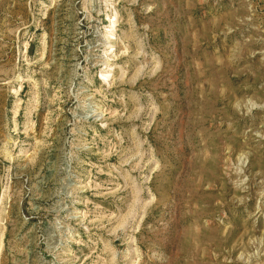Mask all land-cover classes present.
I'll use <instances>...</instances> for the list:
<instances>
[{"label":"rangeland","instance_id":"obj_1","mask_svg":"<svg viewBox=\"0 0 264 264\" xmlns=\"http://www.w3.org/2000/svg\"><path fill=\"white\" fill-rule=\"evenodd\" d=\"M0 264H264V0H0Z\"/></svg>","mask_w":264,"mask_h":264}]
</instances>
